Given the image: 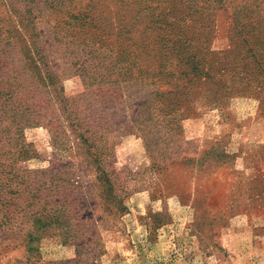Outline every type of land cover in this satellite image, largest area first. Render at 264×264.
I'll return each instance as SVG.
<instances>
[{"label":"rangeland","instance_id":"rangeland-1","mask_svg":"<svg viewBox=\"0 0 264 264\" xmlns=\"http://www.w3.org/2000/svg\"><path fill=\"white\" fill-rule=\"evenodd\" d=\"M187 8L214 49L236 8L264 17V0H0V264H264V93L148 132L131 111L135 16L159 38L157 14ZM141 64L132 78L171 89Z\"/></svg>","mask_w":264,"mask_h":264},{"label":"trees","instance_id":"trees-1","mask_svg":"<svg viewBox=\"0 0 264 264\" xmlns=\"http://www.w3.org/2000/svg\"><path fill=\"white\" fill-rule=\"evenodd\" d=\"M187 9L180 17L183 24L177 23L175 17H166L169 15L167 12L161 16L157 14L154 24L165 30L159 38L148 33L150 28L147 26L143 28V21L137 14L130 31L133 36L128 37L132 41L123 50L124 60L118 58L125 68L123 78L130 96L135 98V92L145 91L146 96L142 97L144 101L131 106L133 115L146 119L139 126L143 131L148 132L151 125L158 127V121L163 122V116L176 118L195 112L198 107L205 105H226L234 96H259L264 93V17L254 18L249 10L248 14L242 15L243 10L236 8L230 13V21L226 26L227 46L214 49L211 46L214 19L208 13L203 16L199 9ZM113 13L114 11L111 12L112 16ZM176 15L177 12L171 16ZM115 18L114 27L117 20L125 25L128 23L127 16L119 12L115 14ZM117 28L122 30L121 25H117ZM142 60L157 63L158 68L168 66V83L171 89L146 87L138 78H132L134 68L143 71ZM148 95L150 98L147 99ZM136 98L141 99V96ZM148 101H151L150 105L147 104ZM142 107L154 109L155 115L151 111L147 116ZM167 123L174 124L172 120ZM215 148L217 147H212V150Z\"/></svg>","mask_w":264,"mask_h":264}]
</instances>
